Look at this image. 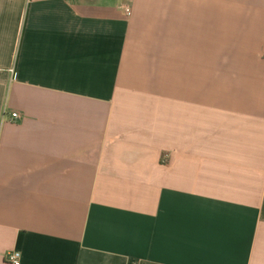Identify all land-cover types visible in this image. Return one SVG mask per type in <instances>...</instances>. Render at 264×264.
<instances>
[{
    "label": "crops",
    "instance_id": "1",
    "mask_svg": "<svg viewBox=\"0 0 264 264\" xmlns=\"http://www.w3.org/2000/svg\"><path fill=\"white\" fill-rule=\"evenodd\" d=\"M13 252L264 264V0H0Z\"/></svg>",
    "mask_w": 264,
    "mask_h": 264
},
{
    "label": "built area",
    "instance_id": "2",
    "mask_svg": "<svg viewBox=\"0 0 264 264\" xmlns=\"http://www.w3.org/2000/svg\"><path fill=\"white\" fill-rule=\"evenodd\" d=\"M124 14L126 17H129L131 12L129 8L124 9ZM6 114L3 112L2 116L4 117ZM11 120H17L19 118V115L17 113H12L10 115ZM7 262L9 264H20V254L18 252H13L7 256Z\"/></svg>",
    "mask_w": 264,
    "mask_h": 264
}]
</instances>
